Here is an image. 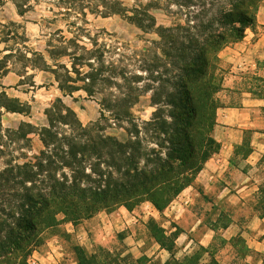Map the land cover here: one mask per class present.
<instances>
[{"label":"trees","instance_id":"trees-1","mask_svg":"<svg viewBox=\"0 0 264 264\" xmlns=\"http://www.w3.org/2000/svg\"><path fill=\"white\" fill-rule=\"evenodd\" d=\"M48 1L67 13L73 10L77 17L86 16L87 10L104 16L119 14L144 29L154 28L160 37L156 58L164 68L153 76L157 85L146 84L142 90L143 94L152 91L151 104L155 107L142 127L131 111L133 87L127 76L123 77L125 85H129L124 96L108 102L103 98L101 116L90 126L84 127L76 112L60 98L45 110L46 127L21 121L16 129L4 130L0 122V156L18 154L15 150L22 146L11 144L22 139L31 141L29 134L38 136L44 146L41 156L23 162L11 158L0 168V264H10L18 258L19 264H26L25 254L40 244L41 228L52 223L49 214L53 208L60 209L72 221L88 218L101 208L124 205L132 210V203L143 201L162 210L194 182L202 163L217 149L210 137L216 107L209 79L210 65L221 49L243 39L245 29L255 22L254 12L260 0H210L209 8L203 6L207 13L203 10L184 13V7L195 5L192 0H156L157 4L152 0L148 6L181 7L168 26L157 25L147 7L129 10L119 0ZM5 2L0 0V7ZM15 4L20 14L31 7L28 0H16ZM215 6L217 12L208 14ZM80 37L77 33L68 44L72 42L79 47ZM69 49L66 42L50 44L46 51L52 62L44 53L35 52L33 67L51 73L59 90L68 95L79 90L93 95L104 82L109 87L118 84L113 74H104L103 61L90 62L87 53L91 49L80 48L85 49L80 53ZM64 57L71 60L70 67L61 60ZM7 58L0 60V66ZM29 59L26 58L32 61ZM86 65L90 70H86ZM0 106L7 112L30 114L29 107L9 98L5 92L0 93ZM111 120L128 122L130 126L124 127L125 138L103 132ZM64 126L71 132L61 131ZM143 130L151 140L142 136ZM153 140L155 148L148 146ZM89 160L94 162L87 173ZM151 228L156 237L161 235L157 223H152ZM210 264L221 263L213 258Z\"/></svg>","mask_w":264,"mask_h":264},{"label":"rangeland","instance_id":"rangeland-1","mask_svg":"<svg viewBox=\"0 0 264 264\" xmlns=\"http://www.w3.org/2000/svg\"><path fill=\"white\" fill-rule=\"evenodd\" d=\"M119 1L129 10L147 7L149 9L147 11L156 18L157 25H170L181 9L176 4H171L168 8L148 6L152 0ZM15 2L16 0H6L0 7V60L4 56L8 57L3 66H0V93L5 92L9 98L18 99L30 108V114L7 112L0 106V122L4 130L16 129L21 121L30 122L39 128L48 126L45 110L56 98H60L64 105L76 112L84 127L90 126L101 116L103 98L108 102L114 100L116 96H124L123 94L129 88V85L126 86L124 83V76L132 81L131 111L136 122L142 127L144 120L152 116L155 110L151 104L152 91L143 94L142 90L146 84L157 85L153 76L164 68L161 66V61L156 58L160 52V37L154 28L144 29L119 14L104 16L87 10L86 16L79 14L77 17L73 10L67 13L65 9H60L48 0H28L31 7L20 14ZM192 2L195 5L184 7V13L188 10H203L204 4H206L205 8L210 7V0H192ZM157 3L156 0L153 1V4ZM86 4L87 1L85 6ZM217 8L215 6L208 14L216 13ZM77 33L81 35L77 41L79 47L72 42L68 44V40ZM61 42L67 43L69 51L77 49L80 53L85 50L80 48L91 49L92 51L87 53L88 57L91 56L90 62L98 64L99 61H103L104 74H113L114 80L119 85L109 87L108 83L104 82L100 91L93 95H88L82 90L73 95L61 92L51 73L33 67L37 58L35 52L44 53L52 62L46 48L50 44L58 45ZM26 58L32 61H27ZM61 60L68 67L72 64L68 57ZM157 61H159L158 64H156ZM85 68L90 70L87 65ZM152 70H154L153 75ZM129 126L127 121L114 123L111 120L105 124V130L101 131L116 134L123 139L126 137L124 127ZM97 129L96 127L95 130ZM60 130L71 132V129L66 126L61 127ZM142 136L151 140L146 130H143ZM27 137L32 138L31 141L26 142L22 139L11 144L13 147L22 146V149L15 150L16 153L19 152L18 154L0 156V168H3L4 162L11 158H16L15 162H23L34 156H41L39 153L44 146L38 136L29 134ZM148 146L155 148L154 140ZM92 162L94 161L86 162L87 173L91 172ZM176 164L174 163V167ZM175 169L179 170L176 167ZM190 180L192 177H189ZM147 203L149 201L132 203L133 209L137 210L135 215L139 220L136 223L129 216L125 218V224H120L118 227L105 226L103 218L100 217V213L104 216L106 212L113 211L118 206L98 209L92 216L82 220L75 219V221H72V218H66L60 209L53 208L49 214L52 223L41 228L38 243L45 245L53 238L60 240L62 254L56 264H162L166 253L154 244L143 216L142 205ZM86 220L89 221L88 227L85 225ZM73 226L76 229L75 233L73 235L67 233V228L73 229ZM104 231L107 235L106 241L102 237ZM40 244L36 249L41 247ZM34 250L30 254H25L26 264H31L30 257ZM239 257L230 252H224L218 258L222 264H234L240 262ZM18 262L19 258L12 260L10 264Z\"/></svg>","mask_w":264,"mask_h":264},{"label":"crops","instance_id":"crops-1","mask_svg":"<svg viewBox=\"0 0 264 264\" xmlns=\"http://www.w3.org/2000/svg\"><path fill=\"white\" fill-rule=\"evenodd\" d=\"M254 18L243 39L221 49L210 65L216 103L210 137L217 149L164 209L142 205L147 231L166 253L162 264H210L213 258L222 264L224 252L240 256L234 264H264V0ZM136 211L120 205L100 217L118 227L129 216L137 223ZM38 248L31 264H56L62 254L58 238Z\"/></svg>","mask_w":264,"mask_h":264}]
</instances>
